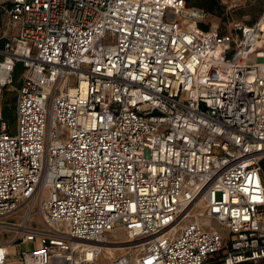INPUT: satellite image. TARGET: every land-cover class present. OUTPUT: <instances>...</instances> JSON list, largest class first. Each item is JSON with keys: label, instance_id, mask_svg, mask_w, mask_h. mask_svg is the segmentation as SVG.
I'll return each instance as SVG.
<instances>
[{"label": "built area", "instance_id": "built-area-1", "mask_svg": "<svg viewBox=\"0 0 264 264\" xmlns=\"http://www.w3.org/2000/svg\"><path fill=\"white\" fill-rule=\"evenodd\" d=\"M0 7V264H97L116 227L139 249L106 264H264V14L221 32L185 0Z\"/></svg>", "mask_w": 264, "mask_h": 264}, {"label": "rangeland", "instance_id": "rangeland-1", "mask_svg": "<svg viewBox=\"0 0 264 264\" xmlns=\"http://www.w3.org/2000/svg\"><path fill=\"white\" fill-rule=\"evenodd\" d=\"M209 1L210 0H191V4L189 5L203 11L204 17L199 23L205 25L207 29L217 27L219 31L227 32L235 23L252 25L264 14V0H212V11L208 9ZM5 18L3 10L0 7V41L6 39L9 34V30L6 29ZM199 27L202 28L200 25ZM262 40L264 41V34L262 35ZM212 225L219 229L224 237L227 238V231L217 220H212ZM105 236L110 242L123 241L118 246L124 248H112L111 250L104 248L98 256L97 264H106L110 255H118L126 251L136 252L139 249L135 244L130 245L132 243L128 242L129 238L122 228L116 227L106 232ZM4 237L5 235L2 233V238Z\"/></svg>", "mask_w": 264, "mask_h": 264}, {"label": "trees", "instance_id": "trees-1", "mask_svg": "<svg viewBox=\"0 0 264 264\" xmlns=\"http://www.w3.org/2000/svg\"><path fill=\"white\" fill-rule=\"evenodd\" d=\"M185 2L187 3V5L189 6L191 4V0H185ZM212 0L209 1L208 5V9L210 11H212L213 6H212ZM199 25L203 28V29H207V27L201 23H199ZM5 39H2L0 41V47L3 45ZM20 65H16V69L14 72V79L18 78L19 74H20ZM15 94L13 92H8L5 91L3 98H2V114H3V118L5 120H8L10 124L14 123L15 120Z\"/></svg>", "mask_w": 264, "mask_h": 264}, {"label": "bare ground", "instance_id": "bare-ground-1", "mask_svg": "<svg viewBox=\"0 0 264 264\" xmlns=\"http://www.w3.org/2000/svg\"><path fill=\"white\" fill-rule=\"evenodd\" d=\"M107 241V240H106ZM118 243H122V242H118ZM119 245V244H118ZM114 246V247H111V246H109L108 244H106L105 245V248L107 249V250H111L112 248L113 249H122V248H124V247H122V246Z\"/></svg>", "mask_w": 264, "mask_h": 264}]
</instances>
